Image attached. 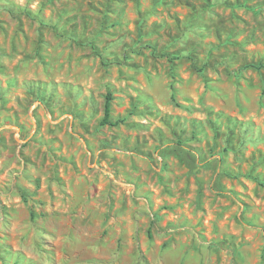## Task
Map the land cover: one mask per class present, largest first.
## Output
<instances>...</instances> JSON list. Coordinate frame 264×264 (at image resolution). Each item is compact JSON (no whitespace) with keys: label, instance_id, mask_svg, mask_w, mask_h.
I'll use <instances>...</instances> for the list:
<instances>
[{"label":"rangeland","instance_id":"374dc122","mask_svg":"<svg viewBox=\"0 0 264 264\" xmlns=\"http://www.w3.org/2000/svg\"><path fill=\"white\" fill-rule=\"evenodd\" d=\"M0 264H264V0H0Z\"/></svg>","mask_w":264,"mask_h":264},{"label":"trees","instance_id":"16d2710c","mask_svg":"<svg viewBox=\"0 0 264 264\" xmlns=\"http://www.w3.org/2000/svg\"><path fill=\"white\" fill-rule=\"evenodd\" d=\"M110 112H111L110 95H108L106 97L105 104H104V116H103V119L101 121V124H103V125H111V126H114L115 124H117L118 121L112 122L110 120Z\"/></svg>","mask_w":264,"mask_h":264}]
</instances>
